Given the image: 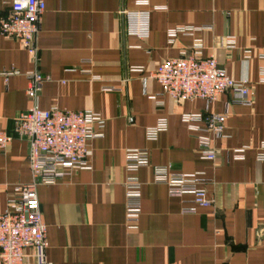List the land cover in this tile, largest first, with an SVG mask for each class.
I'll use <instances>...</instances> for the list:
<instances>
[{"label": "crops", "instance_id": "crops-1", "mask_svg": "<svg viewBox=\"0 0 264 264\" xmlns=\"http://www.w3.org/2000/svg\"><path fill=\"white\" fill-rule=\"evenodd\" d=\"M37 38L39 72L49 77L42 110L92 111L104 121L90 143V169L55 185L38 199L47 226L51 264H264V0H45ZM126 12L146 14L148 38L125 33ZM9 7L0 2V18ZM191 29L169 35L177 29ZM200 44L205 58L235 81L250 83V106L231 92L212 105L201 99L176 102L149 75L163 61ZM142 68L144 72L132 69ZM32 58L21 41L0 35V130L12 134L15 118L32 108L26 96ZM228 111L224 136L206 135L188 114ZM163 125L149 138V131ZM210 139L216 158L203 157ZM246 149L242 158L236 151ZM146 150L149 164L135 174L126 154ZM29 144L14 138L0 153V213L14 187L29 184ZM201 173L213 201L194 207L156 182L157 168ZM136 176L141 188L138 229L126 226L124 184Z\"/></svg>", "mask_w": 264, "mask_h": 264}, {"label": "built area", "instance_id": "built-area-1", "mask_svg": "<svg viewBox=\"0 0 264 264\" xmlns=\"http://www.w3.org/2000/svg\"><path fill=\"white\" fill-rule=\"evenodd\" d=\"M9 7L6 17L0 18V35L21 41L32 58L34 70L28 75L26 96L33 102L28 111L19 114L14 120L12 134L0 130V153L5 154L14 138L29 144L28 161L31 171L29 184L14 187L7 209L0 213V264H51L47 259L49 248L47 226L42 221L38 189L41 186L55 185L62 179L79 171L90 169L92 151L90 143L100 138L104 127L102 118L92 111H68L59 108L42 110L38 97L49 77L39 70V48L37 38L42 18L46 10L45 0H0ZM125 33L139 39L148 38L146 14L126 12ZM191 29H177L170 33L173 39L178 33ZM144 72L142 68L132 69ZM146 92L149 81L157 82L163 93L176 102L201 99L208 106L215 103L226 92L233 94V103L250 106L251 86L246 80L235 81L219 67L214 55L205 58L200 44L182 51L180 57L160 63L154 71L142 78ZM228 111L222 114H188L183 120L192 128L204 124L202 131L216 139L224 136ZM159 125L149 131L154 139L163 129ZM207 137V136H206ZM203 157L216 158L210 139L200 140ZM264 151V146L262 147ZM246 149L237 150V158H242ZM259 158L264 160V154ZM149 164L146 150H131L126 154V168L130 174L137 173ZM156 182L168 187L174 198L191 197L194 207L184 209L185 213H196V208H211L213 201L206 189L207 179L201 173L186 175L172 173L160 167L155 171ZM126 204V226L138 229L142 215V184L136 176L128 177L124 184Z\"/></svg>", "mask_w": 264, "mask_h": 264}]
</instances>
